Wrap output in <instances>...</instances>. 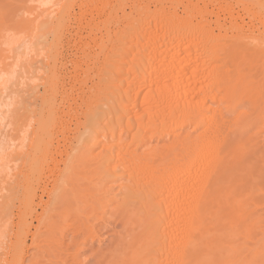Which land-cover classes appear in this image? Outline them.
Here are the masks:
<instances>
[{"label":"bare ground","instance_id":"1","mask_svg":"<svg viewBox=\"0 0 264 264\" xmlns=\"http://www.w3.org/2000/svg\"><path fill=\"white\" fill-rule=\"evenodd\" d=\"M90 1L72 14L74 0H39L6 47L16 76L0 63V95L14 93L8 111L21 117L8 157L0 148V264H23L28 238V264L61 257L66 231L72 243L98 238L113 182L122 207L128 197L153 212L156 249L145 264H218L210 239L234 207L218 179L241 145L235 135L264 134V0ZM101 8L109 13L91 24ZM1 131L0 139L11 132ZM151 141L163 145L140 150ZM125 239L107 248L106 264H144L135 252L126 258ZM243 250L252 253L238 264L264 261V242Z\"/></svg>","mask_w":264,"mask_h":264},{"label":"rangeland","instance_id":"2","mask_svg":"<svg viewBox=\"0 0 264 264\" xmlns=\"http://www.w3.org/2000/svg\"><path fill=\"white\" fill-rule=\"evenodd\" d=\"M41 1L42 0H40V3L42 5L43 3L46 4L45 2H47V0H43L42 1L43 3ZM88 2H91V1L90 0H74V2L71 3V5L69 6L70 7L69 10L71 11L72 14H79V10L80 9L84 10L86 9L87 6H90L89 8H94V6H92V4ZM37 4L41 5L39 4V0H0V7L2 9V10L0 9V34L2 33L5 34V35L2 34V36H0L1 37L0 38V42H1L0 44V63L1 64L3 63L2 65L4 66L3 67L2 65H0V67L2 66L1 69H6L5 72H7V70L10 72L8 76L9 79H13L16 76V74L12 72L13 68L11 67V65L16 64L17 61L19 62V60L16 58L6 59V57L10 56L9 50H7L8 48L6 47H10L12 43H14L20 37V34H21L20 32L23 31V30L21 31V29L24 28L23 26H25V24L27 23V20L28 19L30 20V18H33L34 16L38 15V8H37L38 5ZM123 9L125 11L124 13L126 14L129 13L128 11L129 9L127 6L125 8L123 7L122 10ZM109 10L102 9L98 16H94V20H92L91 24L102 21L109 13ZM121 14L122 13L119 12V16H121ZM170 19H174V16H171ZM17 42L19 43L20 41H17ZM70 45L71 43H65L64 49H66V51H63L64 59H65L63 63L65 62L67 65V69L65 71L66 73L70 71L69 64H70V61L72 60V58L70 57V55H72V51L68 50V47H70ZM96 73L97 72H93L90 75V77L87 79L85 90L91 86V83H90L91 79H93ZM9 83H11V80ZM9 91L10 90H8V92L6 91L7 94L5 92L2 95L3 97H1L0 95V103H3V105L2 104L0 105L4 107L2 108L0 106L1 107L0 112H2L3 110L2 113H5L4 111L6 110V108H8L5 114L1 115L0 113V117L2 116V119H0L1 120L0 127H2L1 124H3V126L4 125L6 126L5 128L3 127L4 130L3 128H1L2 131L1 130L0 131L2 133L4 131L7 132L8 129L11 130V132L8 134L9 136L7 135L6 137H3V139H0V148L2 147L3 150L5 149L4 150L5 157L6 156L8 157L7 154L9 153V151H11L9 150L8 144H10L9 138H11V135L15 134V132L13 133L12 130L16 128L17 124L18 125L19 123L21 124V122H18V120L21 118L20 112L17 114L16 112L13 113V116L15 114H16L15 117L18 116L16 118L14 117L11 118L12 114L11 112L9 113V111L11 110V106H12V99L15 96L13 95L14 93L12 92L8 94ZM20 94L21 93H19V95ZM7 95H9L8 99H6ZM4 96L6 98H4ZM17 100H19V98ZM109 105H112V104H109ZM14 119L16 121V124H15V121H12ZM256 131L257 130L253 129L247 133L237 134L234 136L233 143L241 144V145L239 149L235 151L228 168L225 171H223L220 178L218 179V182H219L218 194L220 196L225 193L229 195L231 197L230 199L231 206L234 205L233 213H230L229 208H228V211H229L228 220L229 221L226 222L225 225L222 226V229L218 231L215 237L210 239V241L213 240L214 242H218V264H238L241 260L249 259L250 253L252 252L243 250L244 247L248 246L249 248H256L257 245H261L264 242V136H263L264 134H262L261 137L260 135L257 136ZM66 137L72 138L73 134L68 133ZM162 145H163V142L151 141L150 145H145L140 150H144L147 148L154 150V149L160 148ZM7 148H8V151H7ZM98 152H99V149L95 148L94 153L96 154ZM2 165H3V162L0 163V186H2L1 184L2 176L5 173H7L6 171L7 169H5V167H3ZM119 181L120 183L124 182V179L123 180L121 179ZM113 183H109L108 185L109 186L112 185L111 195L109 196L110 198L114 200L113 201L114 204H112V206L107 207V209H105L104 212L100 214V217L104 218V219L100 218L101 221L103 220L104 221L101 222L99 219L96 222L97 224L96 229L98 230V231L96 230L97 231L96 235L98 236V238L95 237L94 238L95 240L93 241L91 239L92 242L90 241V238H89L88 242L84 241L85 243L81 242L80 239L79 240L77 239L75 240V242H77L78 244L76 243L77 246H75L74 244L75 242L74 241L73 243L71 242V240H73L71 238V236L73 237V233L66 231L65 236H64L65 239L64 238L62 239V242L64 245L61 244L62 247L60 246L62 250L59 251V254L56 253L57 255H60L61 257L59 256L54 257L56 258L54 260L51 258V261L49 262L46 261L45 263L47 264H55V263L56 264H62V263L63 264H72V263L73 264H76V263L96 264L99 262L98 264H104V263L106 264V262L108 261L107 257L109 256L107 248L111 246V244L114 241H116L118 237H120L121 235L126 236L125 241H132V244L127 249L128 255L126 256V258L128 259L130 257L131 252H135V254H138L142 258L141 261L144 264L146 263V261L151 257L149 255L153 254L154 250L156 249V247L151 248L150 241L153 237V234H151L148 231L149 220H150L151 215H153V212L144 214L142 210L141 201L137 199H131L128 197H126L124 200V202L127 203L126 206L122 207L121 198L123 197V195L119 193L118 191V188H117L118 183H114V184ZM114 194H116L117 197H112ZM40 195H41V192L38 191L37 197H40ZM37 199L39 200V198ZM37 199L35 203L38 202ZM36 210L39 213V209L36 208ZM213 210H215V208ZM69 219L71 222L68 221V224H71L73 222L72 216ZM247 224L248 226L245 227V225ZM33 225H36L34 220H33ZM236 230H238V232H235ZM245 232H246V235L244 237L243 235ZM117 233L118 234L121 233V234L118 235ZM211 233H215V231H211ZM132 238H134L136 241L134 242V239ZM29 245H30V239L28 238L26 242L27 248L23 256V264H28V262L30 261L33 255L32 252H34V249L31 247V245L30 246ZM125 247H127V245ZM231 248H233L234 250L230 251ZM1 254H2V251H0V255ZM98 255L100 258L98 257ZM223 258H224V261L221 262ZM136 260H139V259H136ZM263 262H264L263 260H258L255 264H264Z\"/></svg>","mask_w":264,"mask_h":264}]
</instances>
